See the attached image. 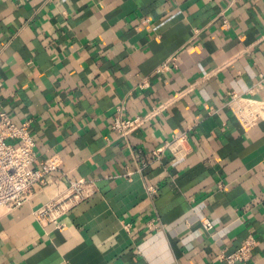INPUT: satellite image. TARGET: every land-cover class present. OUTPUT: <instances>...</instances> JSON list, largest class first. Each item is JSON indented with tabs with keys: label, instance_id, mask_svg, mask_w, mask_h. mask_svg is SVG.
<instances>
[{
	"label": "crops",
	"instance_id": "obj_1",
	"mask_svg": "<svg viewBox=\"0 0 264 264\" xmlns=\"http://www.w3.org/2000/svg\"><path fill=\"white\" fill-rule=\"evenodd\" d=\"M261 74L264 0H0V110L30 119L38 160L62 157L0 211V264H224L249 236L235 264H264V120L244 130L225 105L264 99ZM161 102L126 141L111 130L116 105ZM183 131L175 158L165 143ZM69 179L95 192L37 215Z\"/></svg>",
	"mask_w": 264,
	"mask_h": 264
},
{
	"label": "built area",
	"instance_id": "obj_2",
	"mask_svg": "<svg viewBox=\"0 0 264 264\" xmlns=\"http://www.w3.org/2000/svg\"><path fill=\"white\" fill-rule=\"evenodd\" d=\"M222 26H228L226 18L222 19ZM162 67L167 68L168 65L163 64ZM259 79L264 81V74H261ZM148 85V80L145 78L138 84L139 87ZM225 105L244 130L264 120V99L233 93ZM167 106V102H161L153 105L143 114L126 116L122 113L121 105H116V113L110 121V128L116 137L126 141L131 132L163 113ZM186 139L187 131H183L174 136L172 143H165L173 157L180 158L187 153ZM162 154L161 150H153L150 161L160 158ZM61 163L62 157L57 153L37 159L36 141L30 132L29 118L15 122L9 113L0 110V211H12L21 207L32 195L33 187L46 186L48 176L57 171ZM146 165L147 162H143L137 171L141 172ZM132 174L133 171L130 170L126 176L130 179ZM146 190L152 194L156 188L153 185H147ZM94 192L95 186L92 180L69 179L66 191L37 210V215L53 217L55 212L64 211L67 204L80 201ZM204 227L208 230L212 225L206 221ZM256 243L253 236L247 237L237 248L221 255L224 264H235L247 260Z\"/></svg>",
	"mask_w": 264,
	"mask_h": 264
}]
</instances>
